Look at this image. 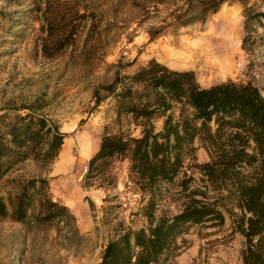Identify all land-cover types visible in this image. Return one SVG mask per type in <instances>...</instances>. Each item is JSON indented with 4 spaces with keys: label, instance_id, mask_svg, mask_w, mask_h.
Segmentation results:
<instances>
[{
    "label": "rangeland",
    "instance_id": "rangeland-1",
    "mask_svg": "<svg viewBox=\"0 0 264 264\" xmlns=\"http://www.w3.org/2000/svg\"><path fill=\"white\" fill-rule=\"evenodd\" d=\"M246 1L264 9L258 0ZM183 6V0H41L38 6L32 0H0V113H24L22 107L31 106L65 133L45 176L52 197L75 215L80 235L67 241L60 226L37 230L1 220L0 264H99L117 229L145 225L140 196L126 187L127 158L111 160L97 179L101 186H82L88 161L105 133L140 135L139 125L119 106L115 92L120 83L114 93L104 88L116 72L122 79L153 58L171 69L192 70L202 86L232 79L264 88V66L259 59L252 66L241 48L243 3L230 0L205 22L178 26L174 16ZM61 33L66 36L60 42L50 40ZM95 89L102 98L99 103ZM152 120L160 130L164 117ZM194 146L177 180L183 172L198 177L195 164L208 160L199 142ZM37 169L26 161L12 175L29 176ZM170 189L157 215L160 210L176 212L178 188L174 184ZM243 242L226 214L222 225L189 227L177 238L172 255L158 264H242Z\"/></svg>",
    "mask_w": 264,
    "mask_h": 264
},
{
    "label": "trees",
    "instance_id": "trees-1",
    "mask_svg": "<svg viewBox=\"0 0 264 264\" xmlns=\"http://www.w3.org/2000/svg\"><path fill=\"white\" fill-rule=\"evenodd\" d=\"M229 1L183 0L182 12L174 16L176 24L205 22ZM240 1L244 5L241 48L252 66L257 59L264 66V9ZM258 1L264 6V0ZM32 2L38 6L41 0ZM65 36L50 35V40L60 42ZM69 36L76 40L72 32ZM118 83L120 90L115 92ZM104 88L115 92L119 106L139 125L140 135L105 133L88 161L82 186H101L97 179L111 160L127 158L126 187L139 194V212L146 222L136 229H117L99 264H158L163 256L172 255L177 238L189 227L207 222L222 225L226 214L232 229L244 237L242 264H264V88L232 79L202 86L192 70L171 69L153 58L122 79L116 72ZM94 95L99 103L97 89ZM22 109L24 113L9 109L0 113V221L10 219L37 230L60 226L71 241L80 236L76 217L52 197L50 178L45 176L65 133L31 106ZM155 115L164 117L158 131L152 120ZM195 141L208 160L195 164L198 177L183 172L177 180L185 158L194 155ZM26 161L36 164L37 174L12 175ZM174 184L179 193L176 212L160 210L157 215ZM90 209L95 220L91 203Z\"/></svg>",
    "mask_w": 264,
    "mask_h": 264
}]
</instances>
